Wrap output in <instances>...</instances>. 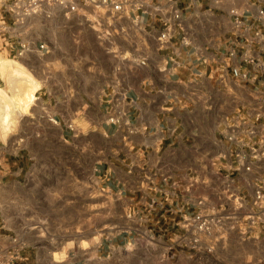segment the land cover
<instances>
[{
  "label": "crops",
  "instance_id": "1",
  "mask_svg": "<svg viewBox=\"0 0 264 264\" xmlns=\"http://www.w3.org/2000/svg\"><path fill=\"white\" fill-rule=\"evenodd\" d=\"M141 1L145 10L129 7L114 22L111 52L80 29L75 15L67 18L77 27L58 41L46 40L42 50L34 39L17 55L20 34L0 33L1 247L15 236L6 228L15 220L10 208L37 193L36 182L25 183L42 177L67 182L70 172L83 177V164L95 188L121 200L145 226H175L179 234L198 198L209 210H227L222 132L244 89L233 82L231 95L221 92L217 65L230 37L227 10L253 13L260 0H172L179 19L162 47L156 37L169 3ZM20 242L16 264L28 256Z\"/></svg>",
  "mask_w": 264,
  "mask_h": 264
},
{
  "label": "rangeland",
  "instance_id": "2",
  "mask_svg": "<svg viewBox=\"0 0 264 264\" xmlns=\"http://www.w3.org/2000/svg\"><path fill=\"white\" fill-rule=\"evenodd\" d=\"M76 18L83 26L80 29L91 32L93 40L105 48L94 31ZM68 19L57 11L50 18H27L18 29L20 37L29 42L58 41L60 33L65 35L76 26L71 27ZM73 173L67 182L60 177L29 180L25 185L33 187L36 182L37 193L24 195L14 210L10 208L15 220L6 228L26 245L23 264H264L263 231L257 239L253 230L241 238L235 231L225 233L226 225L216 224L192 242L191 232L184 229L178 234L175 226L168 231L145 226L121 200L95 188L86 164L79 172L83 177ZM53 185L58 192H50ZM194 188L205 197L202 186ZM213 200L220 207V199L214 196ZM203 203L202 211H207L206 200ZM215 212L220 216L222 210Z\"/></svg>",
  "mask_w": 264,
  "mask_h": 264
},
{
  "label": "built area",
  "instance_id": "3",
  "mask_svg": "<svg viewBox=\"0 0 264 264\" xmlns=\"http://www.w3.org/2000/svg\"><path fill=\"white\" fill-rule=\"evenodd\" d=\"M132 1L0 0V33L16 29L20 34L18 29L25 19L50 18L57 11L64 17H79L105 45L104 50L111 52L110 44L117 38L114 22L126 14L129 7L139 11L146 8L141 0ZM166 1L168 10L163 12L162 28L156 37L160 47L166 45L179 19V11L172 0ZM155 11L160 9L156 7ZM227 13L230 16V37L218 60V83L225 95H231L236 84L244 89L241 97L237 98L239 106L225 118L222 132V138L228 145V161L223 168L224 174L218 175L224 178L223 204L227 210H223L220 216L215 208L202 211L205 199L198 198L195 205L201 210L185 218L184 225H181L184 231L191 232L192 242L197 240V234L210 232L216 224L226 225L225 233L235 231L241 238L249 237L253 230L256 232L253 237L257 239V234L264 232V0H260L253 13L241 12L235 7L229 8ZM130 19L138 31L137 15ZM16 39L17 55L29 49V41L20 36ZM129 42L132 45L136 43L133 38ZM37 48L44 49V42H40ZM152 204L153 201L149 206ZM23 248L20 240L11 236L8 246H0V264H15L22 258Z\"/></svg>",
  "mask_w": 264,
  "mask_h": 264
}]
</instances>
